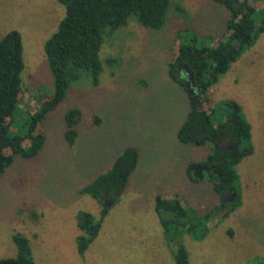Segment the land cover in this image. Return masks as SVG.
<instances>
[{"label": "rangeland", "instance_id": "1", "mask_svg": "<svg viewBox=\"0 0 264 264\" xmlns=\"http://www.w3.org/2000/svg\"><path fill=\"white\" fill-rule=\"evenodd\" d=\"M64 12L57 0H0V38L16 29L23 43V96L14 113L15 133L27 129L28 115L53 92L43 46ZM229 16L214 0H169L161 28L130 17L125 26L103 33L98 84H91L88 73L74 80L43 121L41 151L31 158L15 155L0 176V258L17 253L13 235L19 233L28 239L35 264H173V242L184 244L190 264H264V32L207 93L213 107L236 101L251 125L254 152L236 166L240 206L199 239L172 225L167 238L154 210L157 194L181 197L198 216L224 201L207 175L198 181L186 175L187 165L203 160L211 144L178 141L188 95L168 77L167 63L177 34L183 42L195 38L196 46H214ZM70 108L80 110L72 145L64 138ZM128 146L138 151L137 166L81 256L75 241L78 213L98 218L101 207L80 188L108 170Z\"/></svg>", "mask_w": 264, "mask_h": 264}, {"label": "trees", "instance_id": "2", "mask_svg": "<svg viewBox=\"0 0 264 264\" xmlns=\"http://www.w3.org/2000/svg\"><path fill=\"white\" fill-rule=\"evenodd\" d=\"M57 1L65 7V12L43 46L54 89L51 96H45L39 108L28 115L27 129L21 133H15L11 128L16 105L23 96L22 37L18 30L11 29L0 38V176L13 163L15 155L31 158L41 151L46 137L43 121L63 100L74 80L88 73L91 84H98L101 71L98 53L103 33H111L125 26L130 17L145 27L159 29L165 23L169 6V0ZM214 1L230 11L225 33L214 46H196L195 38L183 42L177 34L167 63V75L185 89L177 75V64L184 63L193 71L195 83L199 84V92L187 94L188 110L177 130V138L186 145L211 144V151L205 159L187 165L186 175L191 181L202 180L207 175L213 191L219 195H224L228 190L236 193L234 202L221 201L215 208L217 211L226 209L224 217L241 204L236 166L254 152V145L251 141V125L242 107L232 99L213 107L207 93L240 57L242 51L264 32V0ZM236 3H239L238 7ZM64 119V138L72 145L77 136L75 124L80 119V110L70 108ZM138 156L135 147H126L116 156L108 170L80 188L81 193L88 194L101 208L98 218L85 210L78 213L77 226L80 233L75 241L79 255L82 256L96 238L109 206L125 190L129 176L137 166ZM210 164H215L212 170H203L197 175L196 171L200 167ZM154 201V210L167 238L171 225L175 230L185 231L196 239L204 237L209 230L207 221L210 213L203 216L190 213L181 197L166 198L157 194ZM13 240L17 253L0 258V264H35L28 239L16 233ZM173 244V264H190L189 252L184 244Z\"/></svg>", "mask_w": 264, "mask_h": 264}, {"label": "water", "instance_id": "3", "mask_svg": "<svg viewBox=\"0 0 264 264\" xmlns=\"http://www.w3.org/2000/svg\"><path fill=\"white\" fill-rule=\"evenodd\" d=\"M238 5H239V3H236V7H238ZM181 69L184 70L182 72V74L180 72ZM177 75L180 78V80L182 81L188 95H193V94L200 91L199 84L195 83L193 71L191 69H189L184 63H178L177 64ZM214 167H215V164L202 166L198 169V175H200V173L203 170L209 171V170H212ZM230 192H231L230 196L228 198H224L225 202H234L235 201L236 193L234 191H230ZM225 211H226V209H223V211L219 215L215 214V211H212L210 213L209 218H208L207 225L210 227V226L214 225L216 222H218V220L221 217H223Z\"/></svg>", "mask_w": 264, "mask_h": 264}, {"label": "flooded vegetation", "instance_id": "4", "mask_svg": "<svg viewBox=\"0 0 264 264\" xmlns=\"http://www.w3.org/2000/svg\"><path fill=\"white\" fill-rule=\"evenodd\" d=\"M183 71H184L183 69L180 70L181 74H182ZM230 191H231V190H228V191L223 195V198H228V197L230 196V193H231Z\"/></svg>", "mask_w": 264, "mask_h": 264}, {"label": "crops", "instance_id": "5", "mask_svg": "<svg viewBox=\"0 0 264 264\" xmlns=\"http://www.w3.org/2000/svg\"><path fill=\"white\" fill-rule=\"evenodd\" d=\"M178 139V138H177ZM179 141V140H178ZM180 142V141H179ZM186 145V144H185ZM205 159V158H204Z\"/></svg>", "mask_w": 264, "mask_h": 264}]
</instances>
